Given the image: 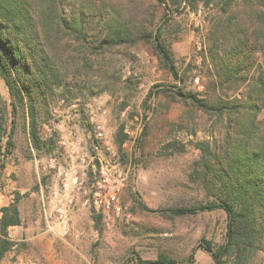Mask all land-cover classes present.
Instances as JSON below:
<instances>
[{"label":"rangeland","instance_id":"obj_1","mask_svg":"<svg viewBox=\"0 0 264 264\" xmlns=\"http://www.w3.org/2000/svg\"><path fill=\"white\" fill-rule=\"evenodd\" d=\"M139 5L132 14L149 31L168 13L169 21L163 24L181 71L201 63L215 6L200 5L193 11L184 3L178 10H168L157 0H139ZM95 60L99 70L82 78L90 82L80 81L83 92L78 91V98L69 101L58 91L53 116L43 125L46 136L57 132L54 152H30L24 132L15 128V146L0 175V204L11 203L19 194L23 224L10 228L16 244L0 264H137L140 258L161 255L186 264L192 252L195 264H214L199 244L223 242L227 215L221 208H197L214 197L192 174L199 156L195 142L212 140L215 131L210 119L198 109L165 99L160 90L176 81L159 62L152 43L140 39ZM187 73L188 84L204 88L198 70ZM0 100L5 142L11 130L10 94L1 76ZM260 118L264 121V109ZM122 123L129 137L121 151L114 137ZM102 165L112 186L122 185V211L117 215L111 209L113 218L103 216L99 231L92 216L94 204L85 199L93 200ZM74 168L87 192L64 188L59 170ZM61 205L69 214L67 229L59 224L56 209ZM179 208L195 211L173 214Z\"/></svg>","mask_w":264,"mask_h":264},{"label":"trees","instance_id":"obj_2","mask_svg":"<svg viewBox=\"0 0 264 264\" xmlns=\"http://www.w3.org/2000/svg\"><path fill=\"white\" fill-rule=\"evenodd\" d=\"M157 1L168 10L183 3L193 11L200 5L215 6L199 65L181 71L165 32L168 13L164 24L149 31L132 14L139 0H0V76L10 94L11 120L3 142L0 100L2 170L15 146V128L24 132L30 152H54L57 132L46 136L43 125L53 116L58 91L69 101L78 98V91L83 92L80 81L90 82L82 78L99 70L96 55L146 40L176 81L160 90L165 99L202 111L215 128L212 140L195 142L199 156L192 174L214 197L197 208L223 209L226 232L218 246L207 240L199 247L210 253L214 264H264V0ZM195 69L203 89L188 84L187 70ZM147 132L145 128L143 134ZM128 137L122 123L114 137L119 150ZM20 198L17 194L1 207L0 260L16 244L9 228L23 221ZM187 211L195 208L173 214ZM92 216L101 231L103 208L93 206ZM194 258L192 252L186 264H195ZM137 264L177 263L161 255L140 258Z\"/></svg>","mask_w":264,"mask_h":264},{"label":"built area","instance_id":"obj_3","mask_svg":"<svg viewBox=\"0 0 264 264\" xmlns=\"http://www.w3.org/2000/svg\"><path fill=\"white\" fill-rule=\"evenodd\" d=\"M99 130V135H102L101 129H103L102 125H97ZM63 144L66 143L65 140L61 141ZM94 148L96 151H99V144H95ZM59 173L63 176V186L67 190L72 185H74L78 191L80 192H87V189L85 187V181L83 178L79 176L78 170L76 168L70 170V172H67L66 170H59ZM122 185H115L112 186L111 180L106 172L105 167L102 165L100 166V177L98 180L94 182V191H93V200L90 198L85 199V203H92L96 208L102 207L104 212V217L106 219L113 218V213L119 215L122 211V206L119 205V191L121 189ZM105 194V198H101ZM54 197H59V193L57 191L54 192ZM92 201V202H91ZM68 202L72 204L74 202V197H70L68 199ZM112 209V212H111ZM59 224L64 229H67L69 227V214L67 211V208L64 206H59L56 209Z\"/></svg>","mask_w":264,"mask_h":264},{"label":"crops","instance_id":"obj_4","mask_svg":"<svg viewBox=\"0 0 264 264\" xmlns=\"http://www.w3.org/2000/svg\"><path fill=\"white\" fill-rule=\"evenodd\" d=\"M71 188H72V189H73V188L77 189L74 185H72ZM71 188H70V189H71ZM73 190H74V189H73ZM77 191H78V190H77ZM78 192H79V191H78ZM66 194H67V193H66ZM0 200L2 201L1 197H0ZM12 201H13V200H12ZM12 201H11V202H12ZM7 204H9V203H2V204H0V215H1V207L4 206V205H7ZM69 204H70V203H69ZM21 216H22V215H21ZM22 220H23V218H22ZM22 224H23V221L21 222V224L13 225V226H20V225H22ZM11 227H12V226H11ZM11 227H10V228H11ZM10 228H9V235H10V237H11L12 232H10Z\"/></svg>","mask_w":264,"mask_h":264},{"label":"water","instance_id":"obj_5","mask_svg":"<svg viewBox=\"0 0 264 264\" xmlns=\"http://www.w3.org/2000/svg\"><path fill=\"white\" fill-rule=\"evenodd\" d=\"M2 170V147H1V132H0V175Z\"/></svg>","mask_w":264,"mask_h":264}]
</instances>
